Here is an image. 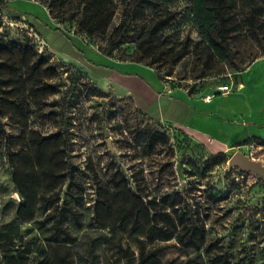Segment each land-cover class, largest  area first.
Segmentation results:
<instances>
[{
	"label": "rangeland",
	"instance_id": "1",
	"mask_svg": "<svg viewBox=\"0 0 264 264\" xmlns=\"http://www.w3.org/2000/svg\"><path fill=\"white\" fill-rule=\"evenodd\" d=\"M221 3L230 29L240 34L233 48L246 60L236 71L201 40L191 0L163 4L153 14L165 23L161 35L137 33L110 56L102 49L120 20V0H9L0 7V43L14 47L0 61L15 52L16 65L0 66V126L16 145L10 160L0 151V228L19 222L16 175L32 200V224L52 234L43 242L48 257L29 264H76L85 243L94 246L95 264H201L194 254L203 255L206 238L217 245L214 264H264V176L228 163L240 151L264 166V138L233 140L235 130L197 111L189 127L152 117L165 108L164 85L177 97L169 100L174 111L185 105L178 98L205 103L230 81L236 93L245 76L261 70L264 49L249 39L246 24L253 19L264 31V0ZM19 47L43 62L32 69V55ZM200 65L208 76L190 78ZM168 69L172 76L160 80ZM150 92L157 109H145ZM250 92L247 107L264 108V95ZM138 133L148 148L135 140ZM120 221L124 227L115 230ZM219 251L228 258H218Z\"/></svg>",
	"mask_w": 264,
	"mask_h": 264
},
{
	"label": "trees",
	"instance_id": "2",
	"mask_svg": "<svg viewBox=\"0 0 264 264\" xmlns=\"http://www.w3.org/2000/svg\"><path fill=\"white\" fill-rule=\"evenodd\" d=\"M7 1L9 0H0V7L4 6ZM171 1L173 0H120L122 4L120 20L111 30L105 42V46L102 49V53L106 56H110L123 44L134 41V36L137 33L140 34L141 32H145L146 34H153L157 36L161 35V29L165 27V23H159L161 21H158L153 14L159 10L163 4H167ZM221 2L222 0H216V3L210 6L205 0H191V18L197 27L201 40L208 46L216 59L220 63H228L231 67V70L236 71L241 68L242 64H244L246 60L244 55L239 53L236 47L233 48L234 41L240 38V34L230 29V25L227 23ZM246 31L248 32L249 39L259 46V48L264 49V31L260 29L259 24L253 19L248 21L246 24ZM63 36L69 40V38L64 33ZM242 40L243 38L241 41ZM13 48V43H0V53L3 50L12 51ZM18 51L21 52L23 56L27 54L32 55L33 60L30 64L32 69H36L37 65L43 62L42 59H35L36 57L40 58L37 53H28L29 50L27 47H19ZM13 53L15 52H11L5 61H0L1 67L9 71L15 70L16 65L13 58ZM136 60L139 62H144L143 57H138ZM85 61L88 62L89 60H86L85 57ZM88 64L92 63L89 61ZM94 67L96 68V66ZM46 69L56 72V69L53 67H46ZM205 72L206 66L200 65L198 72L194 75V77H189L194 80L199 79L201 81L203 78L208 76V74ZM220 72L222 71H215V73L212 74H220ZM165 76H172L170 69H168L164 74H161L160 80H163ZM5 80L8 84L9 80H11V76L5 77ZM238 84H240V82ZM10 90L11 89H8L7 91ZM213 93L215 95L220 94L219 91H214ZM6 101L7 103L12 102L10 98H7ZM1 116L4 117V115ZM14 139V137L8 136V134L0 126V151L3 150L4 155H6L9 160L12 155H16L12 152V148L16 146ZM135 140L142 147H145V143L147 148L150 146L148 144L149 139H147V137L143 138V135L140 133L135 135ZM11 163H13V161H11ZM13 182L15 183L17 192L23 199V202H21L16 209V215L19 219L18 224L0 228V263H38L40 260L46 259L48 257V253L43 242L45 240H51L52 234L48 232L46 227L40 226L38 224H32V221L35 220L36 216L32 207L30 195L19 188L16 175L13 179ZM22 212L27 213V216L23 217ZM22 224H31V227L23 230L20 227ZM121 227H124V223L122 221L113 225V228L115 230L118 229V231L122 230ZM98 228L102 230L107 229L108 232L113 233V230L106 225L100 224ZM75 244H78V242H75ZM216 246L217 245L215 241H213L211 238H206L202 247L203 255L195 253L194 258L198 260L200 259L199 261L201 264H214L216 261L213 260V250H215ZM84 247L85 249L83 253H75L77 260L76 264H95L93 244L85 243ZM85 252L86 255L83 256ZM221 252L222 251L216 253L218 258H220L222 254L228 258L227 253ZM152 255H158L157 248L154 249ZM189 258L190 256L187 257V259ZM227 262H229V259H227ZM149 264H156V262ZM183 264H188V262Z\"/></svg>",
	"mask_w": 264,
	"mask_h": 264
},
{
	"label": "crops",
	"instance_id": "3",
	"mask_svg": "<svg viewBox=\"0 0 264 264\" xmlns=\"http://www.w3.org/2000/svg\"><path fill=\"white\" fill-rule=\"evenodd\" d=\"M258 63H260L259 67L261 70L255 68L253 73L245 76L243 82L239 84L240 88L238 92L228 93L223 95V98L215 97L212 101H204L205 103L198 104L186 102L184 97L178 98L183 100L182 102H184L185 105L182 104L183 106L181 109L175 107L176 109L174 111L169 110V103L171 100L174 101L177 97L163 93L164 95L160 96L159 99L164 97L165 99L167 98V101H170L168 103L167 101L165 102V108L160 105L158 112H154V116L152 117L160 121H169L177 126L189 127L188 123H190L192 116L196 115L195 111H197L201 117H204L202 114H205V117H209L214 123H217L219 128H232V130H235V137L233 140L240 138V134H242V136L245 134L264 138V108L260 107L257 109L255 107H247L249 104L248 92H250L251 89L257 92L258 97L264 95V60H260ZM158 84L160 85L158 91L161 92V83ZM156 91L157 89L154 92ZM150 96L152 100L145 105V109L150 110V106H155V109H157V107H159V99L154 97V94L151 92ZM150 113L152 112H149V115ZM179 122L181 124H179ZM190 128L197 133V128Z\"/></svg>",
	"mask_w": 264,
	"mask_h": 264
},
{
	"label": "water",
	"instance_id": "4",
	"mask_svg": "<svg viewBox=\"0 0 264 264\" xmlns=\"http://www.w3.org/2000/svg\"><path fill=\"white\" fill-rule=\"evenodd\" d=\"M106 142L109 145V149H111L110 142L107 139ZM229 165L236 166L244 171H252L254 173H258L264 176V166H262L259 162L254 161L247 156L243 155L240 151L234 152L228 160Z\"/></svg>",
	"mask_w": 264,
	"mask_h": 264
},
{
	"label": "built area",
	"instance_id": "5",
	"mask_svg": "<svg viewBox=\"0 0 264 264\" xmlns=\"http://www.w3.org/2000/svg\"><path fill=\"white\" fill-rule=\"evenodd\" d=\"M166 78L168 79L169 76H166ZM164 90H165V92H164L165 94H167V95H171L172 94V89L170 87L166 86V85H164ZM232 90H233V81H230L229 83L220 85L218 87V91L222 95L228 94ZM215 96L216 95L214 93L208 94V95L205 96L204 101L208 102V101H210V99L212 97H215Z\"/></svg>",
	"mask_w": 264,
	"mask_h": 264
}]
</instances>
